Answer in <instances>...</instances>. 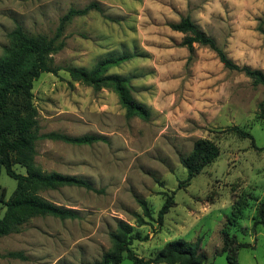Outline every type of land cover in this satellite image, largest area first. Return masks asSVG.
Returning <instances> with one entry per match:
<instances>
[{"label":"rangeland","instance_id":"1","mask_svg":"<svg viewBox=\"0 0 264 264\" xmlns=\"http://www.w3.org/2000/svg\"><path fill=\"white\" fill-rule=\"evenodd\" d=\"M206 1L0 0V56L16 26L53 35L70 8L97 4L67 25L64 47L52 54L56 72H43L34 81L32 104L40 134L104 137L92 144L37 140L36 161L43 171L84 179L95 190L63 185L40 191L77 217H27L0 236V264L93 262L112 248L110 233L120 219L143 237L131 247L144 259L169 241L200 238L212 264H230L219 253L227 234L251 244L239 248L238 264H264V223L253 228L264 203V85L226 68L208 46L197 43L191 53L183 44L185 34L170 27L190 15L234 62L264 73V0L218 6L221 12L211 18ZM121 55L129 58L106 74L129 78L132 96L150 111L147 120L128 118L112 88L96 90L68 70L89 71L102 59ZM233 125L249 131L254 141L228 130ZM201 138L213 141L219 155L187 179L180 156ZM13 168L26 174L19 163ZM16 185L3 168L0 195L5 189L9 199ZM169 195L174 203L159 222ZM140 200L151 218L144 216ZM6 209L0 201V219ZM136 213L147 222L139 225ZM121 264L133 261L125 256Z\"/></svg>","mask_w":264,"mask_h":264},{"label":"trees","instance_id":"2","mask_svg":"<svg viewBox=\"0 0 264 264\" xmlns=\"http://www.w3.org/2000/svg\"><path fill=\"white\" fill-rule=\"evenodd\" d=\"M95 3L84 8H70L61 18L53 35L44 33H28L22 26H16L9 32V44L5 46L0 56V174L4 168L6 173L17 181L16 188L9 199H5L6 190L2 189L0 201L6 205V212L0 219V236L9 234L32 215H53L62 219L76 218L73 209L58 206L44 198L40 191L57 188L63 185H75L95 190L88 181L74 176H65L58 172L43 171L36 161V143L40 138L59 139L73 144H92L104 139L97 135L70 136L57 132L39 133V124L36 119L37 110L32 104L34 81L43 72H56L53 66L52 54L64 47V32L67 25L75 16L87 14ZM173 30L185 34L183 44L192 53L194 44L208 46L213 49L220 62L230 70L244 72L255 85H264V73L260 69L249 66H240L228 56L226 51L218 46L215 39L202 31L190 15H184L178 22L170 24ZM129 55L107 57L99 61L89 71L79 68H69L74 80L93 86L96 90L107 86L119 96L120 103L126 109L128 118L139 116L147 120L150 117L149 109L136 100L131 94L129 78L120 75H107L109 67L127 60ZM264 108V101L261 102ZM242 137L253 135L238 125L228 128ZM219 155L218 146L209 139L195 141L192 151L188 155H181L180 162L186 168L190 179L203 170ZM19 163L26 168V174L18 173L13 168ZM144 216L152 217L151 211L144 200H140ZM173 196L166 197L158 212V221L162 222L164 215L173 205ZM139 225L147 221L139 213L135 214ZM264 223V203L258 209L257 219L253 228ZM113 246L100 259L84 264H121L126 256L133 264H158L162 262L178 264H212L202 249L200 238L187 241L178 239L169 241L155 257L144 259L132 249L133 240L142 239L139 233L134 232V226L124 220L117 222L116 229L110 233ZM251 244L237 241L236 236L223 237V246L219 253L226 254L230 264H238V250ZM11 256H20L19 252H10Z\"/></svg>","mask_w":264,"mask_h":264},{"label":"crops","instance_id":"3","mask_svg":"<svg viewBox=\"0 0 264 264\" xmlns=\"http://www.w3.org/2000/svg\"><path fill=\"white\" fill-rule=\"evenodd\" d=\"M238 0H207L205 5L210 7V9H208L206 11V15H209V18H211V16L213 14H218L220 13V9L218 8V6H229V5H233L235 2H237ZM180 32V31H177ZM197 43L194 44V46Z\"/></svg>","mask_w":264,"mask_h":264}]
</instances>
